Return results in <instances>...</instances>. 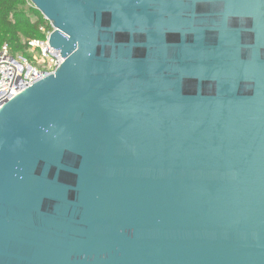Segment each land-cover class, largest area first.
Segmentation results:
<instances>
[{"label":"water","instance_id":"95a60500","mask_svg":"<svg viewBox=\"0 0 264 264\" xmlns=\"http://www.w3.org/2000/svg\"><path fill=\"white\" fill-rule=\"evenodd\" d=\"M29 1L63 64L0 109V264H264V0Z\"/></svg>","mask_w":264,"mask_h":264},{"label":"built area","instance_id":"2783aa9c","mask_svg":"<svg viewBox=\"0 0 264 264\" xmlns=\"http://www.w3.org/2000/svg\"><path fill=\"white\" fill-rule=\"evenodd\" d=\"M50 34L45 40L28 42L31 55L28 57L16 56L7 45L0 49V109L27 88L54 74L63 64L61 54L49 45Z\"/></svg>","mask_w":264,"mask_h":264},{"label":"trees","instance_id":"16d2710c","mask_svg":"<svg viewBox=\"0 0 264 264\" xmlns=\"http://www.w3.org/2000/svg\"><path fill=\"white\" fill-rule=\"evenodd\" d=\"M27 4L28 0H0V49L7 45L13 54H22L27 51L29 41L45 40L53 31L35 8L26 12Z\"/></svg>","mask_w":264,"mask_h":264},{"label":"rangeland","instance_id":"374dc122","mask_svg":"<svg viewBox=\"0 0 264 264\" xmlns=\"http://www.w3.org/2000/svg\"><path fill=\"white\" fill-rule=\"evenodd\" d=\"M32 8H34L33 7V5L31 4V2L28 0V4H27V6L25 7V10H26V12H29V10L30 9H32ZM29 17H30V19L32 20V21H36V18H34L31 14H29ZM16 56H25V57H28V56H31L30 55V52H29V50L27 49V51H25L24 53H22V54H15Z\"/></svg>","mask_w":264,"mask_h":264}]
</instances>
